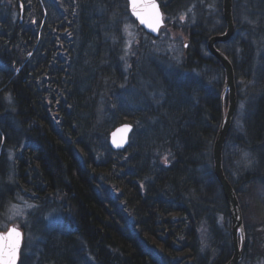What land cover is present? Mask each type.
<instances>
[{
    "label": "trees",
    "instance_id": "obj_1",
    "mask_svg": "<svg viewBox=\"0 0 264 264\" xmlns=\"http://www.w3.org/2000/svg\"><path fill=\"white\" fill-rule=\"evenodd\" d=\"M159 1L175 20L193 17L170 25L181 29L180 60L152 52L127 0H0V220L18 195L29 197L44 244L42 215L57 200L71 227L61 264H225L233 254L212 153L228 104L225 72L207 49L226 31L223 0ZM232 16L233 35L215 47L231 61L242 115L224 143L223 170L243 217L240 264H264V0H232ZM126 27L138 33L128 60ZM130 102L140 109L125 116ZM136 117L137 145L98 150L100 137ZM159 143L164 159L153 155ZM230 146L247 155L237 180ZM202 222L212 237L204 253ZM28 242L18 264H34Z\"/></svg>",
    "mask_w": 264,
    "mask_h": 264
},
{
    "label": "rangeland",
    "instance_id": "obj_2",
    "mask_svg": "<svg viewBox=\"0 0 264 264\" xmlns=\"http://www.w3.org/2000/svg\"><path fill=\"white\" fill-rule=\"evenodd\" d=\"M163 16L165 17L168 15L165 13ZM190 18L193 17L189 16L188 11H184L179 14L176 20L179 19L181 23H190ZM169 20L171 21L175 19L169 18ZM165 25L167 27L164 26L158 33L154 34L156 38H154L152 52L168 53L170 55V58L178 60L181 58L183 53V39L179 31L181 29H172L168 26L167 23ZM126 32H128V29H126ZM136 35V31H129L126 35V51L124 53L126 59L135 52L134 37ZM139 109V105L133 106L131 105V102L130 104L125 103V105L123 106V115H134L135 112L139 111ZM241 109L242 107L240 102L236 109L237 119H239L242 115ZM236 117L234 118V123H236L237 121ZM134 124V130L130 136V143L137 145L139 138L143 135L142 132L144 130V126L137 117L134 119ZM161 146L162 143L156 145L157 149L153 151V155H158L159 158L164 159L163 156L159 153L162 150ZM98 150L101 151L104 155L108 153V150L110 151V148L108 146V138H99ZM226 151L230 153L229 157H231V175L235 180H237V174L234 167L235 165L239 166L240 164L247 166V155L244 153V151L236 148V146H230ZM146 152L148 151L146 150ZM7 155L9 159L12 160L15 156V153L11 150L8 151ZM125 157H127V154H123V158ZM152 161L154 162V159H152ZM56 202L57 200L51 199L49 202L50 205L47 206V208L49 207L48 211L44 215H42L47 225L49 226L48 229L51 232L50 236L44 241V244H40L42 243L38 242L40 237L32 232L35 221H32L29 215L37 211L38 205H36L33 200L29 199V197L25 195H18L16 199L7 206L6 210L3 213L2 219L0 220V227H5L8 224H13L18 227H23L24 231L26 230L25 235L28 236L29 242L27 243L25 252L29 255H35L34 264H61L65 249L63 240H61V235L65 234L64 236H66L67 234H69L71 232V227L69 225L68 217L58 209V207L56 206ZM199 237L201 240L200 253H204L209 249V241L212 240V237L210 228L203 222L199 227ZM82 264L90 263L83 262Z\"/></svg>",
    "mask_w": 264,
    "mask_h": 264
},
{
    "label": "water",
    "instance_id": "obj_3",
    "mask_svg": "<svg viewBox=\"0 0 264 264\" xmlns=\"http://www.w3.org/2000/svg\"><path fill=\"white\" fill-rule=\"evenodd\" d=\"M154 2L158 6V10L161 13L158 2L156 0H154ZM128 4L132 14L141 22V20L138 18V15L133 11L132 0H128ZM137 11H139V8L137 9ZM223 17L227 27L226 31L223 34H217L210 37L207 44V49L210 52V54L213 57H215L217 60H219L224 68V72H225L224 93L228 91V100H229L228 108L226 112L222 107L221 122L213 144L212 153L214 160V173L217 180L221 184L222 191L229 208L230 220H231L230 228H231L233 254L225 264H239L242 260L243 252H244L243 217L236 192L224 173L223 162H222L223 146L232 124L234 112L237 105V98H236L234 71L232 64L228 59V57L215 47V43L227 41L234 32V23L232 18V0H223ZM142 24L147 25V23H142ZM132 130H133L132 124L126 122L121 123L116 127H114L109 134L108 143L110 148L114 151H122L126 149L129 145V135L132 132ZM12 228L17 229L21 233L19 248L16 258V264H17L19 260L20 250L23 240L22 229L10 225L6 230L0 231V234H6ZM6 258L7 257H5V259ZM0 264H3V262L0 261Z\"/></svg>",
    "mask_w": 264,
    "mask_h": 264
},
{
    "label": "snow or ice",
    "instance_id": "obj_4",
    "mask_svg": "<svg viewBox=\"0 0 264 264\" xmlns=\"http://www.w3.org/2000/svg\"><path fill=\"white\" fill-rule=\"evenodd\" d=\"M132 6L142 23H147L153 30H157V26L162 22V15L154 0H132ZM20 237L21 233L15 228L6 234H0V261L3 264H16Z\"/></svg>",
    "mask_w": 264,
    "mask_h": 264
},
{
    "label": "bare ground",
    "instance_id": "obj_5",
    "mask_svg": "<svg viewBox=\"0 0 264 264\" xmlns=\"http://www.w3.org/2000/svg\"><path fill=\"white\" fill-rule=\"evenodd\" d=\"M156 1L158 2L159 5H161V3H160L159 0H156ZM169 18H171V17H169V16H165V17H164V23H165V24L167 23L168 26L171 27L170 25H171L172 23H175L176 20H171V21H170ZM176 23H177V21H176ZM177 28H179L178 25H177ZM42 200H43V199H42ZM46 205L48 206L49 203H46ZM72 262H73V261H72Z\"/></svg>",
    "mask_w": 264,
    "mask_h": 264
}]
</instances>
